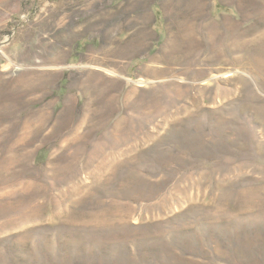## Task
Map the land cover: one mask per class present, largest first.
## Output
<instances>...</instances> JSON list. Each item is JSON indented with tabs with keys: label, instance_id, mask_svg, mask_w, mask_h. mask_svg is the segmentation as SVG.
<instances>
[{
	"label": "rangeland",
	"instance_id": "1",
	"mask_svg": "<svg viewBox=\"0 0 264 264\" xmlns=\"http://www.w3.org/2000/svg\"><path fill=\"white\" fill-rule=\"evenodd\" d=\"M0 264H264V0H0Z\"/></svg>",
	"mask_w": 264,
	"mask_h": 264
},
{
	"label": "bare ground",
	"instance_id": "2",
	"mask_svg": "<svg viewBox=\"0 0 264 264\" xmlns=\"http://www.w3.org/2000/svg\"><path fill=\"white\" fill-rule=\"evenodd\" d=\"M202 31V30H201Z\"/></svg>",
	"mask_w": 264,
	"mask_h": 264
}]
</instances>
